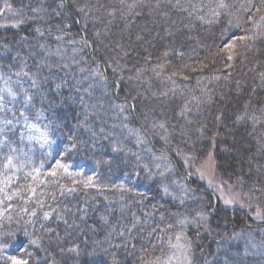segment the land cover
Returning a JSON list of instances; mask_svg holds the SVG:
<instances>
[{
  "label": "trees",
  "instance_id": "obj_1",
  "mask_svg": "<svg viewBox=\"0 0 264 264\" xmlns=\"http://www.w3.org/2000/svg\"><path fill=\"white\" fill-rule=\"evenodd\" d=\"M173 1L180 2L63 0L60 9L59 0H0V8L10 2L18 13L0 17V83L16 93L0 109V122L12 120L3 136L30 160L20 171L5 170L4 156L10 153L8 147L0 150V244L5 245L0 264H11L9 256L27 264H103L116 257L123 264L133 256L163 257L169 236L179 232V221L185 218L191 263L228 264L242 247L224 245L230 232L246 234L257 227L248 211H224L212 191L184 175L183 163L169 147L157 150L144 136L138 152L119 120V107L127 106L123 109L133 119L137 111L117 69L141 71L154 60L155 46L169 40L183 54L195 50L198 60L204 58L213 69L209 97L196 119L203 136L196 153L212 146L218 176L248 193L255 176L248 163L263 146L258 132L264 127L255 126L253 118L264 111V0H222L226 7L217 0L202 11L180 10ZM35 8L46 11L36 13ZM155 10L163 20L155 18ZM21 18L25 23L12 27ZM155 33L157 41L150 45L147 34ZM124 35L139 38L132 53H123L128 41ZM26 94L32 98L27 105ZM21 112L36 126L31 132ZM34 132L53 141L51 149L26 139ZM150 151L162 154L174 174L184 178L191 199L183 205L163 197L166 177H155L157 163ZM58 162L68 171L58 168ZM6 177L10 182L5 183ZM89 178L93 186L85 188ZM239 179L246 180L245 188L237 187ZM250 195L264 200V191ZM198 212H207L202 226H197Z\"/></svg>",
  "mask_w": 264,
  "mask_h": 264
},
{
  "label": "rangeland",
  "instance_id": "obj_2",
  "mask_svg": "<svg viewBox=\"0 0 264 264\" xmlns=\"http://www.w3.org/2000/svg\"><path fill=\"white\" fill-rule=\"evenodd\" d=\"M173 1L176 7H185L188 10L202 11V9L212 8L217 0H179ZM8 2V1H7ZM10 4V2H9ZM7 4H3L0 10L3 14L0 15L2 19H5L10 14L12 15L14 10L10 7H5ZM11 6V5H10ZM156 9V8H155ZM155 18L162 19L163 16L157 15L155 10ZM156 24V22H155ZM127 33V30L124 31ZM165 35L166 33L163 32ZM127 38V35H124ZM147 42L151 45L154 40L157 41L158 35L147 34ZM166 36V35H165ZM138 37H134V40H126L125 51L127 53L130 51L132 53L134 48H138ZM168 43L162 45V47L155 46V58L147 64H151L147 67H143L139 72H129L124 70L123 67L117 69L120 72V80L125 82L131 92V102L136 109V118L133 119V113L130 111L128 113L125 111L127 108L119 107L123 109L120 114V122L124 128L133 130L130 132L136 145L137 151H140V147L145 144L143 138L148 137V140H152V144L155 149L160 150L161 148L169 147L174 151L177 157L180 158L183 163V169L185 174L190 177H196L198 181L202 182L205 189L212 191L219 200L220 207L226 210H237L242 209L248 211L249 219L252 223L256 224L254 230L248 233H244L243 230L231 231L229 237L225 240L226 246L241 243L242 247L239 253L237 252L233 259L228 264H264V200L259 198H250V192L258 190L259 192L264 191V130L258 132V138L261 141V152L260 154H255L253 159L248 163V169H252L255 176L250 179L251 186H249L248 193H243L244 189L235 188L230 182L221 179L216 172V161L213 155V147L210 149L199 150L196 153L197 147L200 141L202 129L198 126L197 118L198 113L201 110L202 103L209 97V86H210V74L213 69L209 68L206 63L198 60L196 51H187V54L181 53L177 48L174 47L173 43ZM198 48V47H196ZM132 51V52H131ZM213 59V58H212ZM145 65V64H144ZM125 68V67H124ZM209 68V69H207ZM216 69V68H214ZM119 84L116 85L118 87ZM0 89H11L7 84L0 83ZM118 92V91H117ZM0 95L4 97V101L10 99L7 91H0ZM132 116V117H131ZM197 119V120H196ZM253 120L254 124L257 126L261 124L264 127V111L258 112ZM118 123H113V126H117ZM160 125H163L161 127ZM142 129V132L139 129ZM33 139L45 145L51 149L53 141L47 137V142H45V136L40 132H34L32 135ZM143 137V138H142ZM154 142V143H153ZM156 142V145H155ZM244 144L240 145L237 149V156L241 158V153L244 150ZM144 152V149L142 150ZM152 157L151 161H155L159 167L155 165V177L162 174L165 175L166 179L162 182L161 192L165 199H171L179 205H183L188 200L191 199L190 190L186 186V182L183 178L174 174V171L170 166L169 162L161 156L162 154H156L152 151L149 152ZM160 157V159H157ZM150 158H146L148 161ZM250 158V157H249ZM155 159V160H154ZM247 159V158H246ZM163 162L164 164H162ZM246 162V160H244ZM153 165V164H152ZM170 165V164H169ZM160 174V175H159ZM177 177V178H176ZM262 178L259 183V178ZM246 181V180H245ZM243 179L237 181V187L244 186ZM167 186L171 192V195H166L162 191V187ZM226 201H231V203H226ZM210 211L213 208L209 209ZM208 212V211H207ZM207 212H198V217L196 219L197 226H202L205 224L207 219ZM259 213V215H258ZM206 219H202L201 217ZM191 221V220H189ZM190 223V222H189ZM187 224L181 225L179 232L172 236H169L168 242L163 247L165 254L163 257L147 255L145 257L133 256L128 260H125L123 264H192V258L194 254H190V248H177L172 247V245H189L190 236L185 234L187 230ZM195 227L194 223L191 224ZM127 230V229H125ZM122 231V228H121ZM129 235V233H127ZM180 235L181 240L177 241L176 236ZM108 244V243H107ZM186 254L188 259H184ZM157 257H161L158 259ZM107 260V258H106ZM101 262V261H100ZM108 262V263H107ZM120 258H113L105 261L103 264H120Z\"/></svg>",
  "mask_w": 264,
  "mask_h": 264
},
{
  "label": "snow or ice",
  "instance_id": "obj_3",
  "mask_svg": "<svg viewBox=\"0 0 264 264\" xmlns=\"http://www.w3.org/2000/svg\"><path fill=\"white\" fill-rule=\"evenodd\" d=\"M123 2H124V0H121V3H123ZM5 7H7V8L10 9L11 6L10 5H6ZM57 7L60 8V9H62V8L65 7V4H64L63 0H59V3L57 5ZM129 7H132V6L129 5ZM220 7H226V5L222 2V0H221V3H220ZM78 10L81 11V12L84 11L83 8H80ZM42 11H46V10L43 9V8H35V9H33V12H36V13H40ZM2 14H3V11L0 10V15H2ZM13 14L14 15H17L18 13H13ZM55 15L56 16H60L61 15V12L60 11H56L55 12ZM262 19H264V17H262ZM23 23H25V20L23 18H21V19L17 20L15 23H13L12 24V27H14V28L15 27H18L20 24H23ZM0 26H2V25H0ZM65 26H70V25H65ZM36 32L39 33L40 35H43L44 34L39 27L36 28ZM56 39L57 40H61V39H63V37L62 36H57ZM240 39L243 40V39H246V37H241ZM85 43H87V42L85 41ZM229 47H231V45H229ZM229 59H231V56L229 57ZM17 75H19V73H17ZM24 75H28V74L25 72ZM96 75L102 76V74H100L98 72L96 73ZM32 83H33V86H35L36 83H37V81L36 80H33ZM0 91H7V94L13 100L16 99V93L13 92L11 89H0ZM31 99H32L31 96H29V95L26 94L25 95V101H24L25 105H27L31 101ZM3 101H4V97L2 95H0V109H3L5 107V104H4ZM121 110H123V109L121 108ZM20 115L23 117V119H24V125L29 130V132H31L32 130H34L36 128V126L34 124H32V123H30L28 121V117L23 112H21ZM0 123L3 124V126L0 127V150H2L5 147H8L9 153H10V154H7V155L4 156V160L6 161L4 163V169L5 170L12 169L14 171H20V170H22L24 168V166H25L26 163L30 162V160L28 158V154L25 153L23 151V149H19L18 150L16 147H13L12 144L9 142V140L6 137L3 136V134L5 132V129L8 126L12 125V123H13L12 120H5V121L0 122ZM160 126L163 127V125H160ZM129 131L130 132H133V130H131V129ZM133 134L138 135L137 133H134V132H133ZM43 135L44 134L42 133V136ZM24 139H25V134L22 132L21 133V141H23ZM26 139L28 141H31L33 139V136L32 135H28L26 137ZM44 139H45V142H47V138L45 137ZM18 151H19V154H17ZM21 157H24V159H21ZM157 159H160V157H157ZM16 161H19V163L17 164ZM41 167H43V165H41ZM57 167L58 168H62L65 172L68 171L67 166L64 165V164H60L59 162L57 163ZM157 167H159V165H157ZM33 172H36L38 174L39 173V169L33 168ZM27 175H31V173H28ZM51 175L55 176L56 175V172L53 171L51 173ZM10 179H11L10 177H6L5 183L10 182ZM33 179H35V177H33ZM92 186H93L92 180H91V178H89V180L87 182H85L84 187L85 188H88V187H92ZM69 191H75V189H69ZM162 191L166 195H171V192H170V190H169V188L167 186H163L162 187ZM226 203H231V201H226ZM32 215H35V212H33ZM258 215H259V213H258ZM48 217H49V213L45 212L44 213V219H48ZM201 218L202 219H206L203 216ZM137 222H139V221H137ZM179 223L181 225H184V224H187L188 221L185 218V219L180 220ZM133 226H135V225H133ZM176 240L177 241H180L181 240V236L180 235H177L176 236ZM31 243L35 245V244H37V241L32 240ZM4 247H5V245L0 244V251H2ZM172 247H177V248H190V244L189 245L176 244V245H172ZM182 254L184 255V259L187 260L188 259L187 255L184 254V253H182ZM7 259L9 261H11V264H27V261L18 260L15 256H9V257H7Z\"/></svg>",
  "mask_w": 264,
  "mask_h": 264
}]
</instances>
